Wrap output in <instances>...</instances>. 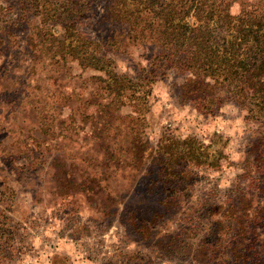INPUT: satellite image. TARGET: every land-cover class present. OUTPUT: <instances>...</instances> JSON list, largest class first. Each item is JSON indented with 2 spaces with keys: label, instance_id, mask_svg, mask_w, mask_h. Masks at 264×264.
<instances>
[{
  "label": "rangeland",
  "instance_id": "obj_1",
  "mask_svg": "<svg viewBox=\"0 0 264 264\" xmlns=\"http://www.w3.org/2000/svg\"><path fill=\"white\" fill-rule=\"evenodd\" d=\"M17 2H0L7 8L0 22V264H262L264 101L246 85L223 83L205 110L200 96L184 90L191 72L156 71L146 97L148 146L155 150L163 134L190 137L215 167L195 168L179 207L162 208L158 166L126 167L127 121L115 142L103 134L109 119L115 126L134 115L129 100L112 106L104 72L34 49L40 19L20 21ZM105 7L103 0L91 3L78 28L103 44L99 56L106 54L116 72L132 79L151 72L162 25L154 20L153 30L131 34L105 17ZM247 7L262 12L264 0H235L229 13ZM80 182L86 192L66 193ZM206 204L217 207L216 216ZM232 209L238 221L228 219ZM214 220L225 228L207 239ZM241 226L247 234L238 249L247 253L236 259L233 238Z\"/></svg>",
  "mask_w": 264,
  "mask_h": 264
},
{
  "label": "trees",
  "instance_id": "obj_2",
  "mask_svg": "<svg viewBox=\"0 0 264 264\" xmlns=\"http://www.w3.org/2000/svg\"><path fill=\"white\" fill-rule=\"evenodd\" d=\"M4 1L7 0H0ZM17 1L20 5L17 8L20 19H26L29 15L40 19L34 49L39 48L43 56L54 54L63 63L71 58L78 61L83 70L89 68L104 72V89L111 96L112 106L122 107L125 103L122 98L129 100L128 104L134 115L119 119L120 124L115 126L112 125L114 119H109L103 134H106L108 140L115 142L118 138L114 137H120L122 133L121 123L127 121L131 132L130 161L126 167L138 170L147 162L158 166V183L165 194L162 208L172 210L179 207L182 194L185 196L196 181L195 168L215 167L208 160L205 147L190 137L178 140L163 134L155 150L148 146L143 131L145 116L149 111L146 97L157 78L156 71L164 66L191 72L194 77L187 82L184 90L186 94L200 96V105L205 110L214 106L215 93L223 83L246 85L264 101V55L260 54L264 47V10L261 12L247 7L239 15L232 16L229 11L235 0H103L106 2L105 17L128 26L131 34L137 29L153 30L154 20L162 25L159 35L162 49L153 60V70H141L132 79L116 72L106 54L99 56L103 44L89 40L78 28L89 5L99 0ZM6 12L7 8L0 5V22L7 15ZM57 29L61 30L60 36ZM54 65L60 64L54 60ZM207 79H213L215 83L210 84ZM207 95L210 96L206 97ZM112 157L113 154L110 153L109 158ZM85 184L80 182L66 193L86 192ZM206 206L209 208V217L216 216L217 207ZM228 212L227 217L231 222L240 219L235 209ZM212 222L211 233L205 236L207 239L214 238L216 233H222L225 228L223 221ZM241 229L240 231L238 228L233 238L235 241L232 250L236 259H242L243 254L247 253L240 249L247 234L242 226ZM170 242H176V238H170ZM166 248L165 252L169 254L174 249L172 245H167Z\"/></svg>",
  "mask_w": 264,
  "mask_h": 264
}]
</instances>
